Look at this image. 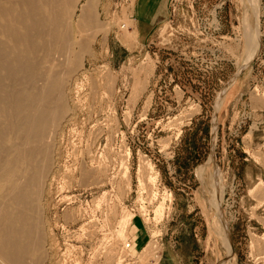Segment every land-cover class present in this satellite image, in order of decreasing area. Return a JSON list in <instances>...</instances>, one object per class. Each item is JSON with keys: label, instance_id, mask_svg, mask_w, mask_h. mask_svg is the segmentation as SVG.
I'll return each instance as SVG.
<instances>
[{"label": "rangeland", "instance_id": "1", "mask_svg": "<svg viewBox=\"0 0 264 264\" xmlns=\"http://www.w3.org/2000/svg\"><path fill=\"white\" fill-rule=\"evenodd\" d=\"M83 5L94 23L83 22ZM257 5L258 56L231 82L251 52L246 0L81 1L57 70L62 82L74 78L54 105L64 118L36 191L31 264L230 263L211 160L227 88L215 134L232 264H264V0Z\"/></svg>", "mask_w": 264, "mask_h": 264}, {"label": "bare ground", "instance_id": "2", "mask_svg": "<svg viewBox=\"0 0 264 264\" xmlns=\"http://www.w3.org/2000/svg\"><path fill=\"white\" fill-rule=\"evenodd\" d=\"M81 1L0 0V264H31L33 247H40L33 208L53 154V137L64 118L54 105L63 83L69 86L74 78L65 76L62 82L64 76L57 70L75 42L72 23ZM250 1L245 27L246 54L251 52L246 64L258 52L261 35L258 0ZM86 6H81L83 22L94 23L92 9ZM126 223V218L120 221V237L125 236ZM223 230L220 239L230 255ZM231 258L222 264H232Z\"/></svg>", "mask_w": 264, "mask_h": 264}, {"label": "water", "instance_id": "3", "mask_svg": "<svg viewBox=\"0 0 264 264\" xmlns=\"http://www.w3.org/2000/svg\"><path fill=\"white\" fill-rule=\"evenodd\" d=\"M249 3H251L250 0H247ZM261 28V27H260ZM260 28L259 29V32H260ZM259 49L261 47V37H260V34H259ZM258 53H259V50L258 52L256 53V55L254 56V58L249 62V63H244L242 65V67L240 68V70H238V72H236V74L233 76L232 78V81L233 82L234 80H236L240 74H242L244 72V70H246V68H248L249 66L252 65V63L254 62V60L257 58L258 56ZM230 86V84H229ZM228 89V88H227ZM227 89H224L221 93V96H220V99L218 100V102L216 103V107H215V114H214V117L212 119V137H211V160L213 161V164L215 166V184H216V195H217V201H216V205H218V207L216 206L217 210H218V216H219V219H220V222L222 224V227L226 233V236H227V239H228V242L231 246V254L227 256L226 260L230 259L232 257V255L234 254V247H233V241H232V237H231V232H230V229H229V226H228V223L224 217V214H223V211H222V207L220 205V189H219V173H218V168H217V164H216V129H217V118H218V111L220 109V105L222 103V100L226 94V91Z\"/></svg>", "mask_w": 264, "mask_h": 264}, {"label": "built area", "instance_id": "4", "mask_svg": "<svg viewBox=\"0 0 264 264\" xmlns=\"http://www.w3.org/2000/svg\"><path fill=\"white\" fill-rule=\"evenodd\" d=\"M127 247H129V246H127Z\"/></svg>", "mask_w": 264, "mask_h": 264}]
</instances>
